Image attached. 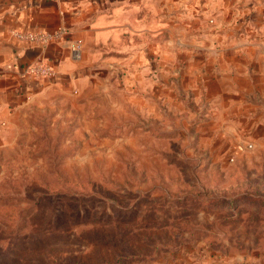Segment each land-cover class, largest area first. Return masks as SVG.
<instances>
[{
	"label": "rangeland",
	"instance_id": "obj_1",
	"mask_svg": "<svg viewBox=\"0 0 264 264\" xmlns=\"http://www.w3.org/2000/svg\"><path fill=\"white\" fill-rule=\"evenodd\" d=\"M134 11L0 113V264H264V0Z\"/></svg>",
	"mask_w": 264,
	"mask_h": 264
},
{
	"label": "crops",
	"instance_id": "obj_2",
	"mask_svg": "<svg viewBox=\"0 0 264 264\" xmlns=\"http://www.w3.org/2000/svg\"><path fill=\"white\" fill-rule=\"evenodd\" d=\"M138 2L139 0H0V113L11 109V103L23 94L38 90L44 81L26 79L23 76L26 65L41 62L50 65L54 73L58 72L62 69L65 48L77 41L88 42L111 17L114 22L119 23L123 5L128 6L129 12H135ZM57 29H64L66 34L42 48L18 44L11 36L14 30L53 32ZM258 69L261 93H264V64H258ZM258 121H264V114Z\"/></svg>",
	"mask_w": 264,
	"mask_h": 264
},
{
	"label": "built area",
	"instance_id": "obj_3",
	"mask_svg": "<svg viewBox=\"0 0 264 264\" xmlns=\"http://www.w3.org/2000/svg\"><path fill=\"white\" fill-rule=\"evenodd\" d=\"M66 34L64 29H57L53 32L49 31H12L11 36L16 40L18 44L22 45H36L39 48H42L54 41H58ZM80 42H75L71 45V53L77 54V47ZM54 70L50 65L41 62H33L25 66L23 70V76L26 79L31 80H46L54 76Z\"/></svg>",
	"mask_w": 264,
	"mask_h": 264
},
{
	"label": "trees",
	"instance_id": "obj_4",
	"mask_svg": "<svg viewBox=\"0 0 264 264\" xmlns=\"http://www.w3.org/2000/svg\"><path fill=\"white\" fill-rule=\"evenodd\" d=\"M150 242H151V240L149 238H141L139 241V243H146V244L147 243L150 244Z\"/></svg>",
	"mask_w": 264,
	"mask_h": 264
}]
</instances>
